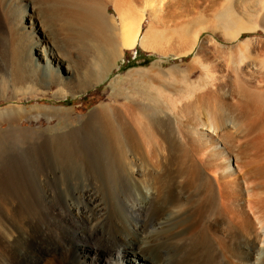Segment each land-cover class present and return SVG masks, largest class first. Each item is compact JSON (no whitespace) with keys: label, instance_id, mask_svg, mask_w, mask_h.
<instances>
[{"label":"bare ground","instance_id":"bare-ground-1","mask_svg":"<svg viewBox=\"0 0 264 264\" xmlns=\"http://www.w3.org/2000/svg\"><path fill=\"white\" fill-rule=\"evenodd\" d=\"M83 1L107 35L83 47L92 54L78 80L84 89L138 44L163 57H194L187 69L153 66L118 80V95L80 119L70 150L43 134L58 157L42 160L54 166L37 176L42 191L16 164L0 169V187L10 182L14 193L0 206V264H158L170 238L190 248L189 264H264V76L254 77L264 74V40L227 45L264 32V0H144L135 11L132 0ZM107 1L118 24L102 13ZM221 56L227 69L217 68ZM43 67L48 79L59 72ZM196 71L205 86L176 80ZM2 81L27 94L35 80L19 87L25 79L4 68ZM177 82L187 90L165 93ZM127 86L137 92L122 95Z\"/></svg>","mask_w":264,"mask_h":264},{"label":"rangeland","instance_id":"rangeland-1","mask_svg":"<svg viewBox=\"0 0 264 264\" xmlns=\"http://www.w3.org/2000/svg\"><path fill=\"white\" fill-rule=\"evenodd\" d=\"M47 1L50 2L49 6L52 7L53 3L66 2L68 0ZM142 1L144 0H132V3L128 2L131 10L135 11L139 8ZM68 2H72V0ZM72 3L79 6L81 11L59 15L60 19L68 20L72 23L71 41H69V35L65 29H57V27L46 28V25H48L47 17L49 15L46 9V5H48L46 0H0V169L4 172H11L14 166L10 164H16L22 176L28 181L30 188L36 193L42 191L44 188V186L40 184L37 176L44 174L48 167L54 168V166H46L42 160L47 158L55 159L58 157L56 143H51V146L47 149L43 143L44 135L47 134V137L55 141L59 140L64 147L70 150L73 148L72 142L78 137L79 127H81L80 119L95 111L99 106L109 101L111 102L113 96L118 95L113 87L114 84L118 83V80L124 79L129 73L147 70L153 66L159 67L165 71L174 67L187 69L194 57V54L177 59L173 56L163 57L159 54L144 51L138 44L133 49H123L122 56L117 57L116 65H113L111 68L112 70L110 69L103 77H99L98 81L93 79L92 81L95 82L91 81L90 84L87 85L88 88L86 87V89H84L83 86L78 83V80L82 76L87 75V69L83 65L85 60L89 62L92 54L89 51V55L87 54L85 56L84 53H87V51H85L83 47L87 45L88 41H92L93 37H97L96 40L98 42L100 41L99 43L102 44L107 35L102 33L100 29L102 25H98L100 24V22H98L99 20H97V22L95 21V19H97L95 15H97L98 12L96 13L90 6L91 3L83 0H79V2L78 0H73ZM206 3L207 2L200 1L199 4L207 5L208 3ZM105 6L102 13L108 19L118 24V15L113 5L107 1ZM181 12H183V9H181ZM93 23L98 24L96 25ZM148 27L149 20L148 17H146L144 19L142 32ZM25 29L29 31L26 32ZM37 33H41V35L47 38V40H43V42L40 43L42 45H36L35 47L38 48V46H41L42 50L46 53L44 58L42 56L40 57V52L32 49L37 43L30 46V50L26 55L24 52L25 46L29 47V44L31 45L33 43L35 34L37 37L38 35L40 37V34ZM208 35L209 33H204L201 39ZM24 36H26V39ZM249 38L264 40V32L259 31L258 33L243 34L239 41L231 44L222 42L218 38L217 40L223 45L227 44L228 46H232L239 42H244ZM46 44L52 46L59 58L56 59L55 56L53 57L52 53L48 52ZM220 58H222V56L219 58L216 57L218 60L217 68L227 69L228 67H225V62L222 61L223 58ZM58 59H61L60 61L64 63V67L61 64L56 65V63H59ZM31 60H33L34 66L40 69L39 75L35 76L36 79L39 78V81L35 80L32 83H28L26 81L34 79L32 78V73H35L29 67ZM46 63H48L50 67H57L59 72L63 67L68 73H56L51 69L49 72L51 79L42 77V75H44L43 66ZM25 64L27 65V69ZM6 65L9 67H6ZM232 67L235 70L238 69L245 72L244 65H232ZM4 68H7V72L10 71V73L14 75V78L25 79V81L21 82V85L18 86L23 87L25 85L24 82H26V89H29L27 94H23L25 91L24 89H22V91L24 90L23 92L21 91L22 94H18L11 88L7 89L3 86L2 78ZM66 68H68V70ZM84 70L85 75L83 73ZM231 72L233 71L230 70V72H227L225 70L223 74L229 73L230 75ZM62 74L65 76L60 80L56 75L62 76ZM202 76V71H196L191 75L190 79H183L179 76L176 80L185 82L189 87L192 84H202L200 86H205L204 76ZM256 76L257 79H261L264 74L256 70L254 77ZM169 77L166 76V79L170 80L171 78L169 79ZM53 78L55 81L51 82ZM178 83L179 82L174 83V86L176 85L175 90L174 88L169 91L166 90L165 93H169L176 97L182 93V91L179 93L178 89L181 88L183 91L187 90L181 85L178 86ZM159 88L160 87L156 84V89ZM133 92H137V90L127 86V90L122 92V95H131ZM139 94L142 95L140 92ZM119 99L120 103L124 101L120 96ZM154 100L156 101L155 98ZM155 101L154 103H156ZM34 161L36 162L34 163ZM9 186L10 182L8 183V187ZM11 186L14 187V183L11 182ZM8 187H0V206L7 205L14 199L13 189ZM173 239L174 238L167 239V241L165 240L160 244L162 248L160 249L162 258H160L158 264H189L188 255L190 248L186 249L185 243L181 239ZM63 262L64 261H61V264H64Z\"/></svg>","mask_w":264,"mask_h":264},{"label":"crops","instance_id":"crops-1","mask_svg":"<svg viewBox=\"0 0 264 264\" xmlns=\"http://www.w3.org/2000/svg\"><path fill=\"white\" fill-rule=\"evenodd\" d=\"M46 2L48 3V5H46V9H47V11H48V17H47V24L48 25H46V28L48 27V28H54V27H57V29H65L66 30V32H67V34L69 35V41H71V37H70V35H71V27H72V23L71 22H69L68 20H62V19H60L59 18V15H61V14H67V13H74V11L76 12H79V11H81V8L79 7V6H77L75 3H72V2H68V1H66V2H60V3H56V5H54L55 3H53L52 4V7L51 6H49V1H47L46 0ZM69 3H71V4H69ZM74 4V5H73ZM54 5V6H53ZM49 7V8H48ZM56 15H57V17H56ZM26 30V29H25ZM29 30H26V32H28ZM37 34H40V37L38 38L37 36H36V34H35V38L33 39V43L30 45L29 44V47L28 46H25V50H24V52H25V55H26V53H28L29 52V50H30V46H32L33 44H35V43H37L38 45H42V44H40V43H42L43 42V40H47V38H45L44 37V35H41V33H37ZM24 38L26 39V36H24ZM27 38H28V36H27ZM47 45V44H46ZM41 47V46H40ZM47 48H48V52L49 53H52V55H53V57L55 56V58L57 59V58H59V56L55 53V50L52 48V46L51 45H47ZM31 54H33V53H31ZM84 54H88V52L86 53H84ZM85 55V56H86ZM32 57H33V55H32ZM59 60V59H58ZM61 60V59H60ZM59 60V64H61V65H63V67L65 66L64 65V63L62 62V61H60ZM33 60H31V64L29 65V67H30V69H32V71H34L35 73H32V78H34V80H38L39 81V78L38 79H36L35 78V76H37V75H39V71H40V69H38L37 67H35L34 66V64H33V62H32ZM85 63H84V65L83 66H85L86 65V63H87V61L85 60L84 61ZM10 63V62H9ZM11 64V63H10ZM25 67H26V69H27V65L25 64ZM28 67V68H29ZM63 67H62V70H63V72L65 73V74H67L68 72H66L64 69H63ZM26 69H25V72H26ZM62 71H60L59 73H61ZM54 75V74H53ZM56 76H58V78L60 79V80H62V77H63V74H62V76H60V75H56Z\"/></svg>","mask_w":264,"mask_h":264},{"label":"water","instance_id":"water-1","mask_svg":"<svg viewBox=\"0 0 264 264\" xmlns=\"http://www.w3.org/2000/svg\"><path fill=\"white\" fill-rule=\"evenodd\" d=\"M38 37H39V35H38ZM39 56V55H38ZM37 57V56H36ZM62 72H63V70H61ZM63 76H65V75H63Z\"/></svg>","mask_w":264,"mask_h":264},{"label":"trees","instance_id":"trees-1","mask_svg":"<svg viewBox=\"0 0 264 264\" xmlns=\"http://www.w3.org/2000/svg\"><path fill=\"white\" fill-rule=\"evenodd\" d=\"M144 25V24H143Z\"/></svg>","mask_w":264,"mask_h":264}]
</instances>
